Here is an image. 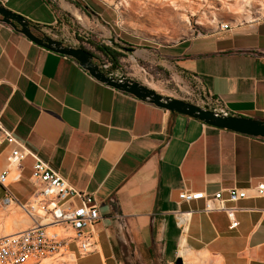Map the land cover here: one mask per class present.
<instances>
[{
  "label": "crops",
  "instance_id": "crops-1",
  "mask_svg": "<svg viewBox=\"0 0 264 264\" xmlns=\"http://www.w3.org/2000/svg\"><path fill=\"white\" fill-rule=\"evenodd\" d=\"M70 3L73 7H62L61 0H0L41 35L53 31L74 47L79 41L85 47V38L99 40L108 6L101 0ZM73 10L90 17L91 31L81 28ZM228 24L225 31L140 50L136 60L196 90L202 106L214 109L205 101L208 94L229 116L264 121V15ZM111 30L106 37L116 42ZM0 123L70 187L99 202L96 251L79 258L70 246V264H175L178 259L182 264H264V197L239 202L238 226L232 229L225 213H204L202 201L179 200L183 190L213 195L264 182V139L210 127L107 87L73 59L2 23ZM10 149L0 146V175L17 174L8 189L25 205L36 193L34 160L27 156L17 172L9 169ZM4 196L0 185V236L19 211L3 207ZM177 212L190 213L184 232L176 224Z\"/></svg>",
  "mask_w": 264,
  "mask_h": 264
},
{
  "label": "built area",
  "instance_id": "built-area-1",
  "mask_svg": "<svg viewBox=\"0 0 264 264\" xmlns=\"http://www.w3.org/2000/svg\"><path fill=\"white\" fill-rule=\"evenodd\" d=\"M117 9L118 7H114L113 11L118 16ZM84 17L88 20L89 27L82 25L78 19L77 21L83 29L91 31L93 22L89 17ZM229 26V24H217L214 30L225 31L231 28ZM111 28L112 26L107 22L103 21L100 24L98 38L105 45L111 42L106 37V32ZM46 34L58 40L53 31L47 30ZM113 34L114 40L117 41L120 36L115 32ZM61 40L64 41V39ZM89 42L88 38L84 39V43L89 44ZM99 56L101 58L98 60V65L102 72L107 75H119L111 70L110 61L101 54ZM204 98L214 107V112L224 116L228 115L224 104L219 99H214L208 94H204ZM3 144L11 148L6 158L9 169L15 168L17 172L20 162L27 156L34 160L31 182L36 187V193L29 203L22 205L8 189L10 183L18 179L17 174L10 177V170H7L0 175V185L5 193L2 206L10 210L20 209L29 221L27 229L0 236V264H70L74 261V253L79 258L95 253L97 236L94 228L102 219L99 202L95 196L70 187L57 172L28 151L0 123V146ZM261 197H264V182L248 189L233 187L220 190L213 195L187 190L179 194V200L183 203L202 201L204 213H225L231 222V229L238 226L235 213L241 209L237 207V204L247 199ZM189 215L190 213H175V221L181 232L186 230ZM70 246L74 247V253ZM70 255L73 257L72 261L68 258Z\"/></svg>",
  "mask_w": 264,
  "mask_h": 264
},
{
  "label": "rangeland",
  "instance_id": "rangeland-1",
  "mask_svg": "<svg viewBox=\"0 0 264 264\" xmlns=\"http://www.w3.org/2000/svg\"><path fill=\"white\" fill-rule=\"evenodd\" d=\"M101 1L108 6L109 17L104 20L115 29L120 38L106 45L101 40L89 41L97 46L104 45L112 52L121 55L117 59L118 69L114 72L146 85L160 95L184 100L201 107L206 106H202V99L198 97L196 90L188 89L171 79L168 74L157 75V69H149V65L137 61L136 57L141 54L140 50H149V47L162 48L189 38L193 34L209 33L219 23L251 21L264 15V0H112L113 3L109 2V4L104 0ZM244 2L248 3L247 8L243 7ZM61 5L72 6L70 0H61ZM114 7H118V16L113 11ZM240 8L242 13L238 16L236 14L240 12ZM81 14L83 15L84 11H81ZM186 18L188 21H185ZM72 19L76 21V18L72 17ZM79 46L96 56V62L101 58L100 53L90 44L86 43L83 47L82 42L79 41ZM132 57L134 60L131 59ZM16 216L24 218L21 211H18ZM11 220L9 219L5 224L6 230L2 236L29 227V221L27 224L23 221L14 224ZM19 224L21 225L18 228L13 227Z\"/></svg>",
  "mask_w": 264,
  "mask_h": 264
},
{
  "label": "water",
  "instance_id": "water-1",
  "mask_svg": "<svg viewBox=\"0 0 264 264\" xmlns=\"http://www.w3.org/2000/svg\"><path fill=\"white\" fill-rule=\"evenodd\" d=\"M0 23L22 34L30 42L39 47L73 59L93 79L107 87L131 95L137 100L153 105L159 109L198 120L210 127L264 139V121L245 117L224 116L208 107H201L184 100L160 95L148 86L130 79L123 74L107 75L95 63V57L90 51L81 47H74L62 40H55L52 37L41 35L29 21L5 9L1 4ZM175 264H182V262L178 259Z\"/></svg>",
  "mask_w": 264,
  "mask_h": 264
},
{
  "label": "trees",
  "instance_id": "trees-1",
  "mask_svg": "<svg viewBox=\"0 0 264 264\" xmlns=\"http://www.w3.org/2000/svg\"><path fill=\"white\" fill-rule=\"evenodd\" d=\"M89 44L93 47H95V50L97 52H99L103 57H105L108 61H110L112 63V68L111 70L114 72L116 69H118V62L117 59L118 57H120L121 55L119 53H114L112 52L109 48H107L104 45L101 46H97L92 42H89ZM95 57V56H94ZM95 60H97V58L95 57ZM95 63L98 64V62L95 61Z\"/></svg>",
  "mask_w": 264,
  "mask_h": 264
},
{
  "label": "bare ground",
  "instance_id": "bare-ground-1",
  "mask_svg": "<svg viewBox=\"0 0 264 264\" xmlns=\"http://www.w3.org/2000/svg\"><path fill=\"white\" fill-rule=\"evenodd\" d=\"M104 1L107 2L108 4H109V2L113 3L112 0H104ZM242 5H243L244 8L248 7V3L247 2H244V4H242ZM244 8H242V9L245 10ZM73 12H74V14H75L77 19H79L84 25H87V23H88L87 20L85 18H83L82 15H80V13L78 11L73 10ZM241 13H242V10L240 8V12H237V14H241ZM185 21H188V19L186 18ZM16 209H18V208H16ZM18 210L20 211V209H18ZM25 219H27L25 216H24V218H22L21 216H20V218L16 216L15 218H13L11 220V223L17 224V223H20L22 221L24 222ZM7 235H10V234H7ZM68 258H69L70 261L73 260V257L71 255Z\"/></svg>",
  "mask_w": 264,
  "mask_h": 264
},
{
  "label": "flooded vegetation",
  "instance_id": "flooded-vegetation-1",
  "mask_svg": "<svg viewBox=\"0 0 264 264\" xmlns=\"http://www.w3.org/2000/svg\"><path fill=\"white\" fill-rule=\"evenodd\" d=\"M96 57V56H95Z\"/></svg>",
  "mask_w": 264,
  "mask_h": 264
}]
</instances>
